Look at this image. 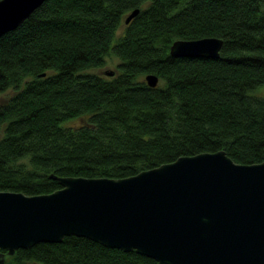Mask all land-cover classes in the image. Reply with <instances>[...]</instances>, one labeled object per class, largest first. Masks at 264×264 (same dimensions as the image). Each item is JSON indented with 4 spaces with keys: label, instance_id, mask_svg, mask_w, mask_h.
<instances>
[{
    "label": "trees",
    "instance_id": "16d2710c",
    "mask_svg": "<svg viewBox=\"0 0 264 264\" xmlns=\"http://www.w3.org/2000/svg\"><path fill=\"white\" fill-rule=\"evenodd\" d=\"M209 36L223 40L215 60L170 55ZM110 54L116 73L90 71ZM263 86L264 0H46L0 36V191L47 194L53 175L127 178L219 150L262 163ZM5 261L158 264L73 235Z\"/></svg>",
    "mask_w": 264,
    "mask_h": 264
},
{
    "label": "water",
    "instance_id": "95a60500",
    "mask_svg": "<svg viewBox=\"0 0 264 264\" xmlns=\"http://www.w3.org/2000/svg\"><path fill=\"white\" fill-rule=\"evenodd\" d=\"M45 1L0 0V36ZM222 45L211 36L178 39L170 55L215 60ZM145 79L159 83L155 74ZM52 177L61 187L51 193L0 191V264L17 249L72 235L158 264H264V161L240 165L219 150L127 178Z\"/></svg>",
    "mask_w": 264,
    "mask_h": 264
},
{
    "label": "rangeland",
    "instance_id": "374dc122",
    "mask_svg": "<svg viewBox=\"0 0 264 264\" xmlns=\"http://www.w3.org/2000/svg\"><path fill=\"white\" fill-rule=\"evenodd\" d=\"M123 30V26L122 28L120 29L119 33H121ZM106 65L104 67H101V68H94V69H91L90 71L91 72H94V73H97V74H103L105 71H114L115 73L117 72V66L119 64V59L114 56L113 54H110L106 57ZM256 93L258 95H264V86L263 87H259L256 91ZM2 101V98H0V102ZM29 264H32V263H29Z\"/></svg>",
    "mask_w": 264,
    "mask_h": 264
}]
</instances>
